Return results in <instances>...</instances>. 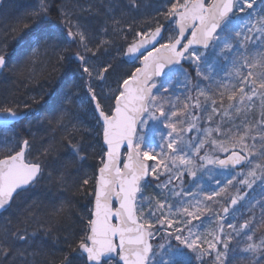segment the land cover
Instances as JSON below:
<instances>
[{"label": "snow or ice", "instance_id": "6c2138e0", "mask_svg": "<svg viewBox=\"0 0 264 264\" xmlns=\"http://www.w3.org/2000/svg\"><path fill=\"white\" fill-rule=\"evenodd\" d=\"M113 50L139 61L114 85ZM0 78L53 85L0 103V264H264V0H34L0 16Z\"/></svg>", "mask_w": 264, "mask_h": 264}, {"label": "trees", "instance_id": "16d2710c", "mask_svg": "<svg viewBox=\"0 0 264 264\" xmlns=\"http://www.w3.org/2000/svg\"><path fill=\"white\" fill-rule=\"evenodd\" d=\"M34 3V0H14V2H10V0H6L1 12L0 16H3V12L7 9L8 7V12L12 17L22 15L23 12L29 8L32 4ZM161 20H163V17H160ZM112 56L115 57L116 59L113 61V63L117 64L116 71L113 73V76H115V80L120 76L123 75L126 72H130L134 69L135 66H128L125 63H118L122 59L121 56H119L115 50L112 51ZM185 67L187 68L188 65L185 64ZM66 69H56L55 71L51 72V76L53 79L61 77ZM193 76H195V73H192ZM115 83V82H114ZM41 86L44 87H52L53 85L49 84V82L45 79H40L38 82L33 81L31 83L28 82H23V83H18V84H13L10 80H5L3 78H0V103L4 102H10L13 99H23L25 98V94L28 95H33L38 93L41 90ZM169 93H165V95H168ZM187 92L184 94L179 95V100L178 104L182 107V102L185 99V96H187ZM86 100V97H85ZM219 103V100H218ZM225 104H227V100L225 98ZM14 106V105H13ZM21 111H24L22 105L20 108ZM83 120L87 126H91L94 124V122L91 119V116L85 115L83 117ZM26 123V122H25ZM22 124L19 123L16 125L12 130L13 133L19 135L21 133L22 129ZM93 137L95 138L96 134L92 133ZM89 159L85 162L86 169L91 172L94 168V166L99 162V157L95 156V150L93 148H90L89 150ZM3 155V151L0 148V156ZM236 190L233 189L232 193H234ZM86 201L85 200H80L79 204L77 207L80 209L82 212H87V206H86ZM10 214L9 213H4L3 215L0 216V220H3L4 217H8ZM14 218V217H13ZM61 251H66V248H64L63 245H57L53 248V252L56 256L60 255ZM240 264H243V262H240Z\"/></svg>", "mask_w": 264, "mask_h": 264}, {"label": "rangeland", "instance_id": "374dc122", "mask_svg": "<svg viewBox=\"0 0 264 264\" xmlns=\"http://www.w3.org/2000/svg\"><path fill=\"white\" fill-rule=\"evenodd\" d=\"M8 1V0H7ZM10 2H14V0H10ZM8 12V7L7 9L3 12L4 14H7ZM238 16H241V14H237ZM240 20H234V23L238 24L240 23ZM213 59L212 57L209 58V64L212 65L211 68H205L206 71L209 72L210 75L215 76L216 80H221V79H227V72L229 71V69L227 67L223 66V62H221V64L217 65L213 63ZM139 64V63H137ZM165 83L168 84V87L170 89V93H173L174 95H172V99L178 103L177 98H179V95L184 94L185 93V89H184V78L183 76L178 75L176 72H173L172 74H170L168 77H166L163 80ZM110 82L113 83V85L115 84V76L110 78ZM170 82V83H169ZM189 95V93H187ZM184 101V100H183ZM201 101L203 102V98H201ZM108 101H105V104L107 105ZM183 103V102H182ZM188 125L185 124V127H187ZM208 126L205 120H201L200 121V127H205ZM212 126H215L214 124ZM162 127V126H161ZM166 131V130H165ZM146 133V139H145V145L146 147H155L156 143H158L159 141V137L155 134V131L153 130V126L150 125L148 129L145 130ZM197 133L195 132V130H193L192 132L187 133V136L191 137L193 135H196ZM13 139V132L10 130H2L0 131V145H3L6 141L12 140ZM1 150L3 151V149L1 148ZM149 163H154L153 162H149ZM212 167V166H209ZM221 170L219 169H213V178L209 179L207 176L204 177V185L206 187H212L215 186L214 185V180L216 178V175L220 172ZM149 180L151 179V177L148 178ZM220 179H223V177L221 176ZM153 193V188L149 187L145 190V194L146 195H151ZM233 195L236 194V191L234 193H232ZM252 195H256L255 193H252ZM257 199H259V196L257 195ZM206 227H210V226H206ZM173 244H175V241H172ZM193 264H195V261L193 260Z\"/></svg>", "mask_w": 264, "mask_h": 264}, {"label": "water", "instance_id": "95a60500", "mask_svg": "<svg viewBox=\"0 0 264 264\" xmlns=\"http://www.w3.org/2000/svg\"><path fill=\"white\" fill-rule=\"evenodd\" d=\"M4 2H5V0H0V11H1V8H2ZM186 35H190V30H189L188 33H186ZM123 60L126 61V62H124V63L127 64V65H134V64L137 62V61H135V63L133 64V62L131 61V59L128 58V57H123ZM173 67L178 68L179 66H173ZM169 73H170V72H168V69H165V74H164L161 78H159V79H163V78H165L166 75H168ZM0 120H2V117H0ZM18 124H19V123L10 124L7 128H5L2 124H0V130H1V129H11V128L15 127V126L18 125ZM122 151H126V147H125V148H122ZM121 166H122V165H121ZM3 214H4V213H3ZM3 214H2V215H3ZM0 216H1V215H0Z\"/></svg>", "mask_w": 264, "mask_h": 264}]
</instances>
